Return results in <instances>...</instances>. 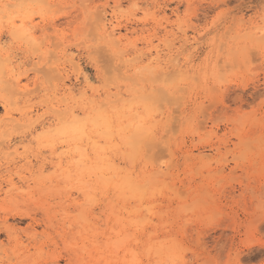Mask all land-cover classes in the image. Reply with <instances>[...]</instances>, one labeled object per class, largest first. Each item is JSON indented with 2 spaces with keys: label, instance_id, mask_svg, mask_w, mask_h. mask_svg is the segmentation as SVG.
Returning <instances> with one entry per match:
<instances>
[{
  "label": "rangeland",
  "instance_id": "1",
  "mask_svg": "<svg viewBox=\"0 0 264 264\" xmlns=\"http://www.w3.org/2000/svg\"><path fill=\"white\" fill-rule=\"evenodd\" d=\"M0 264H264V0H0Z\"/></svg>",
  "mask_w": 264,
  "mask_h": 264
},
{
  "label": "bare ground",
  "instance_id": "2",
  "mask_svg": "<svg viewBox=\"0 0 264 264\" xmlns=\"http://www.w3.org/2000/svg\"><path fill=\"white\" fill-rule=\"evenodd\" d=\"M2 11H3V9H2ZM5 11V10H4ZM15 21L16 20H14V21H12L11 22V24H13L12 26H16L15 25ZM20 22L22 23L21 24V26H23V30H20V32H26V29L27 28H25L24 29V27H27V21H25L23 18H21L20 19ZM112 23V22H111ZM106 24H107V22H105V21H103L102 22V26L103 27H105L106 26ZM109 24H110V22H109ZM33 27V26H32ZM17 29V27H15V30ZM31 29V28H30ZM14 30V29H13ZM14 30V31H15ZM25 30V31H24ZM114 31H115V28H112V29H110L109 30V32L107 31V34L109 35V36H111L110 38H114V35H115V33H114ZM16 32H17V34H20L19 33V31H17L16 30ZM29 36H30V34H28ZM101 36H103V35H101ZM112 38V39H113ZM115 39V38H114ZM113 39V40H114ZM115 42V41H114ZM120 56V55H119ZM17 79V78H16ZM20 82V80H18L17 79V81H16V83H17V85H18V83ZM9 84V83H8ZM25 86V85H24ZM26 87V86H25ZM21 89H24L23 87H20ZM18 89V88H17ZM111 101V100H110ZM104 104V103H103ZM99 107H100V105H99ZM96 109V108H95ZM100 111V110H99ZM121 111V110H120ZM124 111V110H123ZM123 111H122V113H123ZM24 112V111H23ZM119 112V111H118ZM125 112V111H124ZM97 113H99L100 114V112H97ZM101 113H104L103 111L101 112ZM133 113V112H132ZM41 114V113H40ZM105 114V113H104ZM104 114H102V115H104ZM129 114H131V112L130 113H128V115ZM148 114V113H147ZM102 115H100L101 117H103V119H100L101 120V123H100V120H98L99 121V123L102 125L103 123H105V122H108V123H112L111 121L109 122V119H107V118H111V117H108L109 115H106L107 117L105 118V116H102ZM74 116H77V115H74ZM94 116V117H93ZM92 117L93 118H98V117H100L99 115L97 116H95V115H93ZM146 115H144L143 116V119H144V117H145ZM79 117H84V116H79ZM86 117V116H85ZM92 117H90V119L92 118ZM120 117H122V115L120 116ZM124 117V116H123ZM14 118V117H13ZM35 118V117H34ZM92 118V119H93ZM96 118L94 119V121H96ZM112 118H113V116H112ZM119 118V117H118ZM140 118H142V114L140 115ZM76 119H78V120H72L73 122L72 123H70V124H68L66 127H65V125H64V127L65 128H63L64 129V131H65V134H67L66 136H68V135H72L73 134V136L75 135V136H78V135H81L83 132H87L85 129H84V124L83 123H81L80 121H81V119H79L78 117H76ZM120 119V118H119ZM139 119V118H138ZM70 120V121H71ZM120 120H122V119H120ZM119 120V121H120ZM97 121V122H98ZM140 121H143V120H140ZM30 122V121H29ZM68 122V121H67ZM83 122H84V120H83ZM92 123H93V121H91ZM118 122V121H117ZM127 122H128V120H127ZM122 123V122H121ZM126 123V122H125ZM129 123V122H128ZM12 124V123H11ZM15 124V123H14ZM95 124V123H94ZM97 124V123H96ZM100 124H98V125H100ZM149 124V123H148ZM108 125V126H107ZM110 125H112V124H105V126H107V127H109ZM124 125H126V124H120L118 127V134L120 135V137L121 138H123L124 139V131H125V126ZM134 125H135V123L133 124V128H135L136 127V125H135V127H134ZM92 126V125H91ZM113 126V125H112ZM115 126V125H114ZM117 126V125H116ZM147 126V125H146ZM145 127V125L143 126L142 125V129L139 127L138 129H139V131H141V132H145L146 133V131H148L147 130V127L143 130V128ZM62 128V127H61ZM87 128V127H86ZM97 130V129H96ZM101 130V132H103V133H105L106 131V129H104V131H102V129H100ZM107 130H108V128H107ZM110 130V129H109ZM116 130V131H117ZM129 130V129H128ZM134 130V129H133ZM143 130V131H142ZM131 131V132H130ZM110 132H111V130H110ZM129 134L128 135H126L127 137L130 135L131 137L134 135V133L132 132V130H129ZM136 132V131H135ZM107 133V132H106ZM112 133V132H111ZM137 134H138V132H136V134L134 135V139L135 138H137L136 136H137ZM147 134V133H146ZM125 136V137H126ZM90 138V137H89ZM140 138V137H139ZM127 139H129V138H127ZM133 139V138H132ZM111 140H113V139H111ZM98 143V142H97ZM111 143V142H110ZM109 143V144H110ZM75 145H77V144H75ZM97 149H99V148H97ZM102 149V148H101ZM105 159V158H104ZM87 160V159H86ZM91 160V159H90ZM103 161V160H102ZM92 162V161H91ZM97 162V161H96ZM96 162H94V163H96ZM105 162V161H104ZM84 163V162H83ZM89 164V163H88ZM92 164V163H91ZM93 165V164H92ZM96 166H97V164H95ZM99 165V164H98ZM100 165H102V164H100ZM112 165V164H111ZM86 166V165H85ZM88 166V165H87ZM117 166V165H116ZM102 167V168H101ZM68 168V167H67ZM98 169V171H96L97 173H100V175H103L104 174V172H105V170L106 169H109L110 168V166H109V164L108 163H105V164H103V166H98V167H93V166H89V167H86L85 169H89V171H90V169ZM116 168V167H115ZM93 170V171H94ZM92 172V171H91ZM94 173H95V171H94ZM96 174V173H95ZM118 175H119V172H118ZM103 177V176H102ZM79 211V210H78ZM76 216V215H75ZM82 217H84L83 215H82ZM86 223V222H85ZM8 227V226H7ZM89 227V226H88ZM87 228V227H86ZM28 230H26V232H27ZM7 232V231H6ZM87 232V231H86ZM88 232H89V230H88ZM91 232V231H90ZM78 233V232H77ZM29 234V233H28ZM92 239V238H91ZM92 242V241H91ZM72 245V244H71ZM72 247V246H71ZM99 255V254H98ZM104 261V260H103Z\"/></svg>",
  "mask_w": 264,
  "mask_h": 264
}]
</instances>
